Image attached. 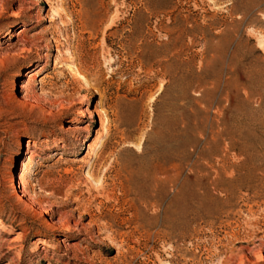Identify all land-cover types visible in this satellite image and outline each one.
<instances>
[{
	"label": "rangeland",
	"instance_id": "obj_1",
	"mask_svg": "<svg viewBox=\"0 0 264 264\" xmlns=\"http://www.w3.org/2000/svg\"><path fill=\"white\" fill-rule=\"evenodd\" d=\"M0 264H264V0H0Z\"/></svg>",
	"mask_w": 264,
	"mask_h": 264
},
{
	"label": "bare ground",
	"instance_id": "obj_2",
	"mask_svg": "<svg viewBox=\"0 0 264 264\" xmlns=\"http://www.w3.org/2000/svg\"><path fill=\"white\" fill-rule=\"evenodd\" d=\"M29 141H27V143H28ZM19 152V151H18ZM18 181L20 182V183H22V179H21V177L19 176V179H18ZM23 184V183H22ZM24 187L26 188V189H28V187H26L25 185H24ZM29 191V190H28ZM29 193V192H28ZM30 199V198H29Z\"/></svg>",
	"mask_w": 264,
	"mask_h": 264
}]
</instances>
